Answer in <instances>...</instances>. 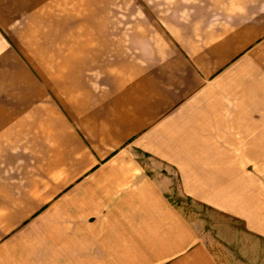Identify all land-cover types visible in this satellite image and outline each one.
I'll return each mask as SVG.
<instances>
[{"label":"crops","instance_id":"crops-1","mask_svg":"<svg viewBox=\"0 0 264 264\" xmlns=\"http://www.w3.org/2000/svg\"><path fill=\"white\" fill-rule=\"evenodd\" d=\"M189 203L264 244V0H0V264H222Z\"/></svg>","mask_w":264,"mask_h":264},{"label":"rangeland","instance_id":"rangeland-1","mask_svg":"<svg viewBox=\"0 0 264 264\" xmlns=\"http://www.w3.org/2000/svg\"><path fill=\"white\" fill-rule=\"evenodd\" d=\"M188 206V215L205 219L207 228L215 232L214 236L219 230L220 235L224 238L222 240L216 238L219 243L216 252L221 258L222 264H264V244L260 242L259 235L245 229L243 223L238 220L223 218L217 214L213 215L192 203H189Z\"/></svg>","mask_w":264,"mask_h":264}]
</instances>
